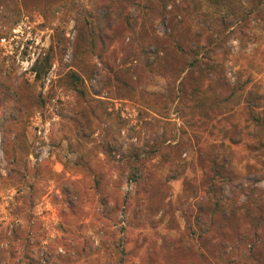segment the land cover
<instances>
[{"label":"trees","instance_id":"trees-1","mask_svg":"<svg viewBox=\"0 0 264 264\" xmlns=\"http://www.w3.org/2000/svg\"><path fill=\"white\" fill-rule=\"evenodd\" d=\"M83 1L20 0L22 7L17 10L26 11L42 2L43 8H53L55 11L64 9L66 14L76 12V67L68 68L63 74L61 72L55 81L58 87L74 95L72 110L67 117L72 124L64 131L63 138L78 145L80 164L92 175L94 187L99 193V203L106 207L110 203L113 215L115 212L111 219H117L116 214L123 208L119 192L122 180L119 177L113 182V195L107 191L104 174L94 172L86 149L89 152L98 149L106 160L114 161L116 138L125 121L118 114L106 110L105 102L95 96L99 94L93 95L88 91L83 76L76 68H80V63L85 64V54L96 50L97 45L102 48L110 43L121 45L125 29L136 33L151 22L152 13L157 14L168 24L172 49L158 43L155 45L150 40L149 45H140L138 55L145 58L144 68L157 70L162 77L171 81V85L163 93L153 92L159 99L158 103L145 107L160 118L169 120L170 104L175 102L182 127L176 142L172 143L171 138L164 134L153 147L147 148L146 154L136 148L124 164L118 166L119 172L135 168L132 177L136 180V193L125 207L130 213L128 226H136L142 217H147V213L155 214L163 209L168 203L167 196H170V180H181L183 193L177 198L182 204L184 225L176 237V264H264V192L256 186H236L237 176L229 155L210 152L205 146L208 136L218 139L221 145L227 139L236 143L242 141L244 132L233 117L240 111L245 121L243 129L253 128L254 131V141L247 142V146L264 153V88L253 80L248 65L239 64L233 79L228 75L227 67L231 54L228 42L232 37L241 38L252 19L264 21V0H97L101 5L95 9L84 7ZM43 8L38 7L40 11ZM16 21L9 26L3 21L0 37L9 35ZM54 59L51 48L36 61L37 81L46 75ZM136 73V68H129L125 72L118 70L114 72L112 81L125 87L127 98L138 100L144 94L137 86V78L138 81L140 79L139 73ZM31 86L27 82L16 86V102L24 107L33 104L43 106L44 99L39 95L36 97ZM110 121L117 124L115 134L110 132ZM96 130L99 132L98 140L92 138ZM203 133H206V139ZM17 136L24 142L23 132L15 131ZM88 141L94 142L89 148L86 146ZM11 142L4 139L2 144L11 165L7 179H15L12 186L20 191L21 185L29 177V169L21 152L25 150V155L30 152L26 150L25 143H17L16 146ZM194 145H197L195 163L182 160V154ZM156 157L162 158L166 181L156 180L149 172L147 164ZM194 164L201 171L198 179L186 176L187 170L195 167ZM26 185L31 191L27 197L21 196V206L16 205L14 214H25L24 218L29 219L31 215L26 211L34 201L36 188L28 182ZM66 222L69 223V220ZM115 223L119 222L115 220ZM60 230L62 235H74L68 226L61 225ZM30 233L26 227L13 229L9 235L3 233L1 238L8 240L7 247L13 257L23 251L24 262L21 264H51L32 250L29 245ZM72 238L60 242V245L70 247L72 241L76 240V237ZM41 240L37 239V244ZM115 244L124 254L119 238ZM83 250L85 248L77 249L75 256L66 257V261L75 264ZM190 256L193 261L186 259ZM12 261L8 264L16 262L15 259ZM122 261L120 257L106 264H120Z\"/></svg>","mask_w":264,"mask_h":264},{"label":"rangeland","instance_id":"rangeland-1","mask_svg":"<svg viewBox=\"0 0 264 264\" xmlns=\"http://www.w3.org/2000/svg\"><path fill=\"white\" fill-rule=\"evenodd\" d=\"M83 2L84 7L89 9L101 5L97 0ZM21 7L20 0H0V30L4 28L3 21L9 26L17 20L9 35L0 37L6 38L5 42L0 41V264H8L13 259L16 261L14 264L24 262L23 251L13 257L7 247L8 240L1 237L3 233L9 235L13 229L25 227L31 231L29 245L32 250L51 264L68 263L65 258L75 256L74 252L82 248L85 251L80 252L79 261L75 264H106L120 257L123 259L120 264H176V237L184 225L182 204L177 198L183 193L182 181L170 180V196H167L168 203L163 209L155 214L147 213V217H142L136 226H128L130 213L125 207L136 193L137 184L132 177L135 168L118 171V166L124 164L134 149L146 154L147 148L153 147L164 134L174 143L181 133L182 120L175 102L170 104L169 120L160 118L145 107L148 104L155 106L159 99L153 92H165L171 81L155 69L148 71L147 67L144 68L145 58L138 55L140 45H149L150 40L155 45L158 43L159 46L171 48L168 24L152 13L151 22L136 33L124 30L121 45L110 43L103 48L97 45L96 50L85 54V64L80 63V68H76L83 76L88 91L93 95L99 94L95 96L105 102L106 110L118 114L125 121L116 138L114 161L106 160L98 149L94 152L86 149L94 172L104 174L107 191L113 195V182L119 177L122 180L119 192L123 208L116 214L117 219L113 220L111 218L115 212L113 215L112 205L109 203L106 207L99 203V193L94 187L92 175L80 164L78 145L63 138L64 131L72 124L67 117L72 110L74 95L58 87L55 80L61 72L63 74L68 68L76 67V12L66 14L64 9L55 11L53 8H43L42 2L26 11L17 10ZM228 46L231 51L227 61L228 75L233 79L239 64L248 65L253 80L264 88V21L252 19L241 38L232 37ZM51 48L55 55L54 63L46 75L37 81L35 63ZM129 68H136L139 73L137 86L144 95L138 100L127 98L125 87L112 81L114 72H125ZM22 82L32 85L31 90L36 97L39 95L44 99L43 106L18 105L14 89ZM233 117L244 132L242 141L236 143L227 139L221 145L218 139L208 136L205 146L210 152L229 155L237 176L236 186H256L264 192V153L247 146V142L254 141V131L253 128L243 129L245 121L241 112L237 111ZM108 125L110 132L115 134V121L108 122ZM38 126L46 130L45 138L36 134ZM15 131L23 132L24 142L20 136L15 137ZM202 136L206 139V133ZM98 137L96 130L92 138L98 140ZM4 139L16 146L17 143H25L26 150L30 152L26 155L25 150L21 152L29 169L27 182L36 188L34 201L26 211L31 215L29 219L24 218L25 214H14L16 205L21 206V196L27 197L31 189L24 182L18 191L16 186H12L15 179H7L11 165L2 149ZM93 144V141H88L86 146L89 148ZM196 146L185 151L181 159L195 163ZM38 147L47 148L48 156L34 161ZM161 159L156 157L147 166L152 177L166 181V168L162 166ZM200 173L199 167L195 166L187 170L186 176L198 179ZM115 220L119 223H115ZM61 225L68 226L74 235H62ZM72 237H76V240L72 241L70 247L60 245L65 240H73ZM118 238L124 254L115 244ZM37 239H42L39 244ZM186 259L193 261L191 256Z\"/></svg>","mask_w":264,"mask_h":264},{"label":"built area","instance_id":"built-area-1","mask_svg":"<svg viewBox=\"0 0 264 264\" xmlns=\"http://www.w3.org/2000/svg\"><path fill=\"white\" fill-rule=\"evenodd\" d=\"M0 41L3 43L6 41L5 37L0 38ZM36 134L39 137H44L45 138V134H46V130L44 129L43 126H38V128L36 129ZM38 143V142H37ZM48 156V151L47 148L45 147H38L36 149V156L34 158V161H41L42 159L46 158Z\"/></svg>","mask_w":264,"mask_h":264}]
</instances>
